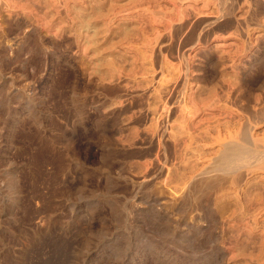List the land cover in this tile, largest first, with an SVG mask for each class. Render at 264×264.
Masks as SVG:
<instances>
[{"label": "rangeland", "instance_id": "374dc122", "mask_svg": "<svg viewBox=\"0 0 264 264\" xmlns=\"http://www.w3.org/2000/svg\"><path fill=\"white\" fill-rule=\"evenodd\" d=\"M263 102L264 0H0V264H264Z\"/></svg>", "mask_w": 264, "mask_h": 264}, {"label": "bare ground", "instance_id": "6f19581e", "mask_svg": "<svg viewBox=\"0 0 264 264\" xmlns=\"http://www.w3.org/2000/svg\"><path fill=\"white\" fill-rule=\"evenodd\" d=\"M75 2H76V1H75ZM50 4H51V3H50ZM66 4H67V3H66ZM99 4H100V3H99ZM41 6H42V5H41ZM128 6H129V5H128ZM66 7H67V6H66ZM83 8H84V7H83ZM98 8H99V7H98ZM91 9H92V8H91ZM101 10H102V9H100V11H101ZM112 10H113V9H112ZM185 10H186V9H185ZM188 10H189V9H188ZM62 11H63V10H62ZM70 11H71V10H70ZM74 11H75V10H74ZM57 12H58V11H57ZM75 12H76V11H75ZM81 12H82V10H81ZM94 12H95V11H94ZM112 12H113V11H112ZM185 12H186V11H185ZM232 12H233V11H232ZM83 13H84V12H83ZM106 13H108V12H106ZM220 13H221V12H220ZM100 14H101V13H100ZM74 15H75V14H74ZM88 15H89V14H88ZM228 15H229V13H228ZM90 16H91V15H90ZM93 16H94V15H93ZM195 16H196V15H195ZM61 17H62V16H61ZM70 17H71V14H70ZM64 18H65V17H64ZM77 18H78V17H77ZM85 18H86V17H85ZM176 18H177V17H176ZM82 19H83V18H82ZM78 20H79V19H78ZM80 20H81V19H80ZM90 20H91V19H90ZM185 20H187V19H185ZM228 20H229V19H228ZM61 21H63V20H61ZM81 21H82V20H81ZM84 21H85V19H84ZM203 21H205V20L202 19V22H203ZM226 21H227V19H226ZM50 22H51V21H50ZM184 23H185V22H184ZM226 23H227V22H226ZM226 23L224 22V24H226ZM230 23H231V22H230ZM90 24H91V23H90ZM181 24H182V23H181ZM189 24H191V23H189ZM189 24H188V25H189ZM198 24H199V23H198ZM219 24H220V23H219ZM182 25H183V24H182ZM182 25H180V26H182ZM185 25H186V24H184V26H185ZM193 26H195V25H193ZM199 26H201V25H199ZM220 26H221V25H220ZM83 27H84V26H83ZM173 27H174V26H173ZM195 27H196V26H195ZM216 27H217V26H216ZM192 28H194V27H192ZM192 28H189V27H188V29H190V30H191ZM219 28H220V27H219ZM82 29H83V28H82ZM82 29H81V30H82ZM175 29H176V28H175ZM196 29H197V28H196ZM184 30H185V29H184ZM186 30H187V28H186ZM190 30H189V31H190ZM212 30H214V29H212ZM191 31H193V30H191ZM207 31H208V30H207ZM207 31H205V32H207ZM194 32H195V31H194ZM208 32H209V31H208ZM71 33H72V32H71ZM77 33H78V32H77ZM182 33H183V32H182ZM188 33H189V32H188ZM191 33H192V32H191ZM195 33H196V32H195ZM197 33H198V32H197ZM210 33H211V31H210ZM212 33H213V32H212ZM203 34H204V33H203ZM71 35H72V34H71ZM180 35H181V34H180ZM183 35H185V34H183ZM190 35H192V34H190ZM190 35L188 36V39H189ZM194 35H195V34H194ZM204 35H205V34H204ZM206 35H207V34H206ZM196 36H197V34H196ZM175 37H176V36H175ZM185 37H186V35H185ZM185 37H183V38H185ZM207 37H208V36H207ZM207 37H206V39H207ZM191 38H192V37H191ZM201 38H203V37H201ZM204 38H205V37H204ZM175 39H176V38H175ZM179 39H182V38H179ZM193 39H195V37L192 38V40H193ZM189 40H191V39H189ZM207 40H208V39H207ZM184 41L186 42V40H184ZM187 41H188V40H187ZM205 41H206V40H205ZM34 42H35V41H34ZM192 42H193V41H192ZM194 42H195V41H194ZM206 42H207V41H206ZM186 43L189 44V42H186ZM190 43H191V42H190ZM183 44H185V43H183ZM183 44H182V45H183ZM90 46H91V45H90ZM64 47H65V46H64ZM181 48H182V46H181ZM183 48H184V45H183ZM178 49H179V48H178ZM187 50H188V49H187ZM179 52H180V51H179ZM199 53H200V52H199ZM199 53H197V54H199ZM152 54H153V53H152ZM170 54H171V53H170ZM180 55H181V53H180ZM179 57H180V56H179ZM181 58H182V57H181ZM206 58H207V57H206ZM64 59H65V58H64ZM189 59H190V58H189ZM191 59H192V58H191ZM204 59H205V58H204ZM66 61H67V60H66ZM180 62L182 63V61H180ZM180 62H178V63L180 64ZM195 62H197V61L194 60V63H195ZM191 65H192V64H191ZM193 65H194V64H193ZM177 66H179V65H177ZM181 67H182V66H181ZM190 68H191V67H190ZM177 69H178V68H177ZM179 69H180V68H179ZM181 70H182V72L184 71L183 69H181ZM179 72H180V70H179ZM191 72H192V71H191ZM173 73H174V72H173ZM173 73H172V74H173ZM177 73H178V72H177ZM184 73H185V72H184ZM192 74H193V73H192ZM192 74H191V75H192ZM195 74H196V73H195ZM180 75H181V74H180ZM153 76H154V75H153ZM178 76H179V75H177V77H178ZM170 77H171V76H170ZM174 77H175V76H174ZM182 77H183V76H182ZM194 77H200V76H194ZM202 77H203V76H202ZM191 78H192V77H191ZM154 79H155V78H154ZM174 79H175V78H174ZM176 79H177V78H176ZM178 79H180V78L178 77ZM165 80H167V79H165ZM172 80H173V79H172ZM182 80H184V79H182ZM168 81H169V80H168ZM187 81H188V80H187ZM162 82H163V81H162ZM170 82H171V81H170ZM173 82H174V80H173ZM171 83H172V82H171ZM161 84H162V83H161ZM176 84H177V83H176ZM176 84H175V85H176ZM181 84H183V83L181 82ZM169 86H171V85H168V89H169ZM234 86H235V85H234ZM176 87H177V86H176ZM236 87H237V86H236ZM166 88H167V87H166ZM188 88H189V87H188ZM239 89H241V88H239ZM159 91H160V90H159ZM230 91H231V90H230ZM233 91H234V90H233ZM235 91H236V90H235ZM248 91H249V90H248ZM162 92H163V91H162ZM238 92H239V91H238V89H237V93H238ZM158 93H159V92H158ZM246 93H247V92H246ZM246 93H245V94L242 93V94L246 95ZM250 93H251V92H250ZM171 94H172V93H171ZM184 94H185V93H184ZM225 94H226V93H225ZM229 94H230V93H229ZM229 94L227 95L228 97H230ZM232 94H233V93H232ZM234 94L236 95V92H235ZM240 94H241V93H240ZM240 94H239V95H240ZM155 95H156V94H155ZM159 95H160V94H159ZM186 95H187V94H186ZM157 96H158V95H157ZM169 96H170V95H169ZM172 96H173V95H172ZM174 96H175V95H174ZM237 96H238V95H237ZM242 96H243V95H242ZM242 96H239V99H240V97L242 98ZM246 96H247V95H246ZM249 96H251V95H249ZM178 97H179V96H178ZM186 97H187V96H186ZM231 97H232V96H231ZM231 97H230V98H231ZM252 97H253V96H252ZM259 97H261V96H259ZM167 98H169V97H167ZM171 98H172V97H171ZM173 98H174V97H173ZM183 98L186 99L185 97H183ZM243 98H244V96H243ZM245 98H246V97H245ZM261 98H263V95H262ZM144 99H145V98H144ZM164 99H165V98H164ZM174 99H176V98H174ZM174 99H173V100H174ZM227 99H228V98H227ZM125 100H126V99H125ZM125 100H123V101H125ZM156 100H157V99H156ZM160 100H163V99L161 98ZM173 100H172V101H173ZM182 100H183V99H182ZM187 100H188V99H187ZM237 100H238V99H237ZM257 100H258V99H256V101H257ZM131 101H132V100H131ZM179 101H180V100H179ZM189 101H190V100H189ZM228 101H229V99H228ZM242 101H244V99H243ZM246 101H247V100H246ZM163 102H164V101H163ZM186 102H187V101H186ZM233 102H234V96H233ZM250 102H251V101H250ZM254 102H255V101H254ZM124 103H125V102H124ZM166 103H167V102H166ZM178 103H179V102H178ZM178 103H177V104H178ZM228 103H229V102H228ZM235 103H236V101H235ZM238 103H239V104L241 103V99H240V102H239V100H238ZM238 103H236V104H238ZM245 103H246V102H245ZM248 103H249V102H247V104H248ZM263 103H264V102H263ZM167 104H168V103H167ZM181 104H182V103H181ZM184 104H186V103H184ZM239 104H238V105H239ZM247 104L245 105V109H246L247 107H248V109H249V106H250V105L247 106ZM149 105H150V104H149ZM168 105H170V104H168ZM171 105H172V104H171ZM178 105H179V104H178ZM178 105H177V107H178ZM188 105H189V104H188ZM190 105H191V104H190ZM240 105H241V104H240ZM240 105H239V106H240ZM243 105H244V104H243ZM251 105H252L251 108H253V104H251ZM257 105H258V104H257ZM158 106H159V105H158ZM260 106H262V104H261ZM126 107H127V106H126ZM175 107H176V106H175ZM179 107H180V106H179ZM179 107H178V109H179ZM143 108H144V107H143ZM183 108H184V107H183ZM183 108H182V109H183ZM186 108H187V107H186ZM188 108H189V106H188ZM224 108H225V107H224ZM243 108H244V107H243ZM243 108H242V109H243ZM257 108H258V107H257ZM257 108H256V109H257ZM261 108H262V107H261ZM263 108H264V106H263ZM167 109H170V107L167 108ZM173 109H174V107H173ZM173 109H172V111H173ZM175 109H176V108H175ZM175 109H174V112H175ZM178 109H177L176 111H178ZM180 109H181V107H180ZM120 110H121V109H120ZM250 110H252V109H250ZM250 110H248V111L250 112ZM261 110H262V109H261ZM261 110H260V111H261ZM157 111H158V110H157ZM181 111H182V110H181ZM186 111H187V110H186ZM190 111H191V110H190ZM248 111H247V112H248ZM169 112H170V111H169ZM251 112H252V111H251ZM262 112H263V110H262ZM155 113H156V112H155ZM172 113H173V112H172ZM186 113H187V112H186ZM190 113H191V112H190ZM213 113H214V112H213ZM252 113L254 114V111H253ZM170 114H171V113H170ZM250 114H251V113H250ZM253 114H251V115H253ZM115 115H116V114H115ZM158 115H159V114H158ZM167 115H169V114L167 113ZM182 115H183V114H182ZM192 115H195V114H192ZM242 115H243V114H242ZM242 115H241V116H242ZM244 115H245V114H244ZM254 115H256V114H254ZM257 115H258V114H257ZM160 116H162V115H160ZM195 116H196V115H195ZM241 116H240V117H241ZM259 116H260V115H259ZM256 117H258V116H256ZM161 118H162V117H161ZM165 118H167V117H165ZM183 118H184V117H183ZM214 118H215V117H214ZM234 118H235V117H234ZM234 118H233V119H234ZM245 118L247 119V117H245ZM253 118H254V117H252V119H253ZM261 118H262V117H260V119H258V120L261 121ZM263 118H264V116H263ZM263 118H262V120H263ZM167 119H168V118H167ZM167 119H166V120H167ZM169 119H170V118H169ZM191 119H192V118H191ZM249 119H250V118H249ZM254 119H255V118H254ZM166 120H165V122H166ZM247 120H248V119H247ZM175 121H176V120H175ZM183 121H185V119H184ZM187 121H188V120H187ZM241 121H242V120H241ZM243 121H244V120H243ZM236 122H237V121H236ZM238 122H239V121H238ZM254 122H255V121H254ZM258 122H259V121H258ZM156 123H157V122H156ZM182 123H183V122H182ZM186 123H187V122H186ZM192 123H193V121H192ZM196 123H197V122H196ZM196 123H195V124H196ZM242 123H243V122H242ZM244 123H245V122H244ZM162 124H163V123H162ZM195 124H194V125H195ZM234 124H235V123H234ZM234 124H233V125H234ZM247 124L249 125L248 121H247V123H246V126H244V130L242 129V132H243V133H241L242 135L240 134V137H238V138H239V142L231 141L229 145L226 144L227 147L229 146L228 148H227L226 145H225V147H226L227 149H226V148L224 149V146H223V149H224V150H227V151H226V153H224L222 156H219L220 159H219V157H218L219 161L216 159V157L213 159V161L216 163L215 165L213 164L214 162L211 160V161L213 162V163H211V164L214 165V166H216L217 170H221V169H222V168H220L221 166H223V167H224L225 165H226V166H227V165L229 166V165L233 164L235 161H236V162L239 161L241 158H243V157L248 153V151H249L248 149L250 148L249 146H250L252 143H251L250 136H249V132H250L251 130L249 131V128H248ZM256 124H257V123H256ZM181 125H182V124H181ZM224 125H225V123H224ZM238 125H239V123H238ZM244 125H245V124H244ZM251 125H252V124H251ZM160 126H161V125H160ZM185 126H186V125H185ZM199 126H200V125H199ZM242 126H243V124H242ZM252 126H253V125H252ZM252 126H251V127H252ZM154 127H155V126H154ZM165 127H166V126H165ZM175 127H176V126H175ZM175 127H173V128H175ZM189 127H190V126H189ZM196 127H197V125H196ZM222 127H223V126H222ZM253 127H254V126H253ZM157 128H158V127H156V129H157ZM168 128H169V126H168ZM209 128H210V127H209ZM233 128H234V127H233ZM240 128H241V125H240ZM242 128H243V127H242ZM180 129H181V128H180ZM186 129L189 130V128H187V126H186ZM219 129H220V128H219ZM224 129H225V128H224ZM236 129H237V128H236ZM236 129H235V130H236ZM194 130H196V129H194ZM194 130H193V131H194ZM213 130H214V129H213ZM216 130H217V129H216ZM227 130H228V129H227ZM233 130H234V129H233ZM238 130H239V129H237L236 131L238 132ZM189 131H190V130H189ZM236 131H235V132H236ZM171 132H172V131H171ZM190 132H191V131H190ZM199 132H200V131H199ZM205 132H206V131H205ZM221 132H222V131H221ZM223 132H226V131H223ZM223 132H222V133H223ZM240 132H241V131H239V133H240ZM185 133H186V131L184 132V134H185ZM187 133H188V132H187ZM191 133H192V132H191ZM214 133H215V132H214ZM218 133H219V131H218ZM218 133H217V134H218ZM227 133L229 134V132H227ZM207 134H208V133H207ZM219 134H220V133H219ZM231 134H232V133H231ZM186 135H187V134H186ZM192 135H194V134H192ZM234 135H236V137H234ZM189 136H190V135H189ZM199 136H200V135H199ZM228 136H229V135H228ZM228 136H227V137H228ZM158 137L161 138V134H159ZM190 137H191V136H190ZM192 137H193V136H192ZM222 137H224V136H222ZM227 137H226V138H227ZM233 137H234V138H237V133H234V134H233ZM165 138H166V137H165ZM172 138H173V137H172ZM184 138H185V137H184ZM187 138H188V136H187ZM194 138H195V137H194ZM197 138H198V137H197ZM199 138H200V137H199ZM209 138H210V137H209ZM251 138H252V137H251ZM189 139H190V138H189ZM177 140H178V139H177ZM181 140L183 141L184 139H181ZM231 140H232V139H231ZM158 141H159V140H158ZM160 141H161V140H160ZM175 141H176V140H175ZM190 141H191V140H190ZM195 141H196V140H195ZM212 141H213V140H212ZM147 142H148V141H147ZM179 142H180V141H179ZM198 142H199V140H198ZM181 143H182V142H181ZM183 143L185 144V142H183ZM190 143H192V142H190ZM227 143H229V142H227ZM140 144H141V143H140ZM148 144H149V143H148ZM153 144H154V142H153ZM159 144H161V143H159ZM167 144H168V143L166 142V145H167ZM174 144H175V143H174ZM194 144H195V142H194ZM194 144H193V145H194ZM196 144H197V143H196ZM219 144H220V147H219V146H218V147H219V150H220L222 144H221V143H219ZM175 145H177V144H175ZM181 145H183V144H181ZM217 145H218V144H217ZM253 145H254V144H253ZM155 146H156V145H155ZM159 146H160V145H159ZM159 146H157V147L160 149ZM161 146H162V145H161ZM149 148H150V147H148V150H149ZM151 148H152V147H151ZM155 148H156V147H155ZM176 148L178 149L177 146H176ZM180 148H182V147H180ZM153 149H154V148H153ZM159 149H157V152H158ZM195 149H196V148H195ZM195 149H194V150H195ZM197 149H198V148H197ZM162 150H163V149H162ZM162 150H161V151H162ZM167 150H168V149H167ZM169 150H170V148H169ZM169 150H168V153H169ZM186 150H187V149H186ZM211 150H213V149H211ZM224 150H220V151H224ZM228 150H232V151H234V153L229 154V153H228ZM153 151H156V150H153ZM153 151L149 150L148 152L150 153V152H153ZM159 151H160V150H159ZM176 151H178V150H176ZM190 151H191V149H190ZM199 151H200V150H199ZM157 152H156V153H157ZM210 152H211V151H210ZM202 153H204V152H202ZM207 153H208V152H207ZM207 153H206V155H207ZM213 153H214V152H213ZM216 153H217V152H216ZM219 153H220V152H219ZM159 154H160V153H159ZM170 154H171V152H170ZM170 154H169V155H170ZM174 154H175V153H174ZM174 154H173V155H174ZM184 154H186V153H184ZM198 154H199V153H198ZM204 154H205V153H204ZM142 155H143V154H142ZM153 155H155V154H153ZM187 155H188V154H187ZM206 155H205V156H202V157H206ZM208 155H209V154H208ZM210 155L212 156V153H211ZM231 155H233L234 157L231 158V157H230ZM258 155H259V154H258ZM167 156H168V155H167ZM170 156H171V155H170ZM142 157H143V156H142ZM162 157H163V156H162ZM162 157L159 156V158H162ZM185 157H186V156H185ZM207 157H208V156H207ZM256 157H257V156H255V158H256ZM157 158H158V157H157ZM157 158H156V159H157ZM163 158H164V157H163ZM169 158H170V157H169ZM171 158H172V156H171ZM252 158H253V157H252ZM164 159H165V158H164ZM179 159H180V158H179ZM215 159L218 161V163L216 162ZM159 160H160V159H159ZM161 160H163V159H161ZM209 160H210V159H209ZM209 160L207 161V158H206L205 161L209 162ZM154 161H155V160H154ZM154 161H153V162H154ZM170 161H171V160H170ZM156 162H157V161H156ZM159 162H160V161H159ZM167 162H168V161H167ZM167 162H166V163H167ZM189 162H190V161H189ZM207 162H206V163H207ZM147 163H148V162H147ZM150 163H151V162H150ZM162 163H163V161H162ZM204 163H205V162H204ZM204 163H203V164H204ZM206 163H205V164H206ZM258 163H260V162H258ZM157 164L159 165V164H161V163H157ZM157 164H156V166H157ZM163 164H164V163H163ZM235 164H236V163H235ZM244 164H245V163H244ZM164 165H165V164H164ZM238 165H239V164H238ZM257 165H258V164H257ZM154 166H155V165H154ZM160 166H161V165H160ZM165 166H166V165H165ZM199 166H201V165H199ZM210 166H211V165H209V167H210ZM228 166H227V167H228ZM177 167H178V166H177ZM229 167H231V166H229ZM232 167H233V166H232ZM235 167H236V166H235ZM181 168H182V167H181ZM184 168H185V167H184ZM214 168H215V167H214ZM192 169H193V168H192ZM225 169H226V168H225ZM230 169H231V168H230ZM239 169H240V168H239ZM151 170H152V169H151ZM180 170H181V169H180ZM217 170H216V171H217ZM223 170H224V169H223ZM223 170H222V171H223ZM226 170H227V169H226ZM204 171H205V170H204ZM209 171H210V170H209ZM234 171H236V169H235ZM156 172H157V171H156ZM203 173H204V172H203ZM226 173H228V172H226ZM207 174H209V172H208ZM211 174H212V173H211ZM220 175H221V176H220ZM220 175H219V176H220V180L218 181V179H217L218 176L215 175V176L213 177L214 181H218V183H219V182L221 183V177L223 176V178H225L226 176H224V174H220ZM187 176H188V175H187ZM207 176H208V175H207ZM209 176H210V174H209ZM237 176H239V175H237ZM200 177H202V176H200ZM239 177H241V176H239ZM183 178H184V177H183ZM203 178H204V177H203ZM203 178H202V179H203ZM205 178L208 179V182L210 181V183H213V182H211L212 179L209 180L210 177H209V178L205 177ZM186 179H187V178H186ZM216 179H217V180H216ZM200 180H201V179H199V181H200ZM234 180H235V179H234ZM184 181H185V180H184ZM227 181H228V180H227ZM194 182L197 183V181H194ZM200 182H201V181H200ZM203 182L205 183V180H203ZM208 182H207V184L210 185V183H208ZM234 182H235V181H234ZM184 183H185V182H184ZM215 183H216V182H215ZM224 183H227V182L225 181ZM231 183L233 184V182H231ZM194 184H195V183H194ZM199 184L201 185L202 182L199 183ZM207 184H206V185H207ZM234 184H235V183H234ZM195 185H196V184H195ZM209 185H207L208 188H210ZM216 185H218V184L216 183ZM179 186H180V185H179ZM197 186L200 188V186H199L198 184H197ZM203 186H204V185H203ZM203 186H202V187H203ZM211 186L214 187L213 184H211ZM218 186H219V185H218ZM218 186H217V187H218ZM194 187H195V186H194ZM202 187H201V188H202ZM207 187H205V188H207ZM215 187H216V186H215ZM215 187H214V188H215ZM222 187H223V185H222ZM224 187H225V186H224ZM179 188H180V187H179ZM192 189H194V188H191V190H192ZM195 189H196V188H195ZM195 189H194V190H195ZM211 189H213V188H211ZM220 189H221V187H220ZM223 189H225V188H223ZM202 190H203V189H202ZM207 190H208V189H207ZM217 190H218V188H217ZM200 191H201V189H200ZM204 191H205V190H204ZM204 191H203V192H204ZM188 192H189V191H188ZM195 192H197V191L195 190ZM195 192L193 191V194H194ZM203 192H202V193H203ZM208 192L211 193V191H208ZM218 192H219V190H218ZM218 192H217V193H218ZM200 193H201V192H200ZM219 193H220V192H219ZM180 194H181V193H180ZM195 195H196V194H195ZM205 195H206V194H205ZM186 196H187V195H186ZM207 196H208V193H207ZM221 196H223V195H221ZM183 197H184V196H183ZM218 197H220V194H218ZM187 198H188V197H187ZM188 199H189V198H188ZM219 199H220V198H219ZM213 218H214V217H213Z\"/></svg>", "mask_w": 264, "mask_h": 264}]
</instances>
